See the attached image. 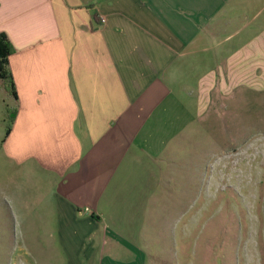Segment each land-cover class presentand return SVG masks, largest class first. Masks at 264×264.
Listing matches in <instances>:
<instances>
[{
    "label": "crops",
    "instance_id": "obj_1",
    "mask_svg": "<svg viewBox=\"0 0 264 264\" xmlns=\"http://www.w3.org/2000/svg\"><path fill=\"white\" fill-rule=\"evenodd\" d=\"M0 32L18 95L4 86L0 192L23 251L160 264L147 245L172 156L216 94L264 81V0H0Z\"/></svg>",
    "mask_w": 264,
    "mask_h": 264
},
{
    "label": "rangeland",
    "instance_id": "obj_2",
    "mask_svg": "<svg viewBox=\"0 0 264 264\" xmlns=\"http://www.w3.org/2000/svg\"><path fill=\"white\" fill-rule=\"evenodd\" d=\"M257 80L216 94L217 108L191 128L184 154L172 156L173 181L153 206L157 239L147 245L160 264H264V81ZM4 86L0 141L4 103H12ZM21 223L0 192V264H35L23 251Z\"/></svg>",
    "mask_w": 264,
    "mask_h": 264
},
{
    "label": "trees",
    "instance_id": "obj_3",
    "mask_svg": "<svg viewBox=\"0 0 264 264\" xmlns=\"http://www.w3.org/2000/svg\"><path fill=\"white\" fill-rule=\"evenodd\" d=\"M14 52V46L5 32H0V78L3 80L5 88L15 99L18 98L13 76L9 68V57ZM6 116V135L11 131L13 124V111L7 109Z\"/></svg>",
    "mask_w": 264,
    "mask_h": 264
},
{
    "label": "built area",
    "instance_id": "obj_4",
    "mask_svg": "<svg viewBox=\"0 0 264 264\" xmlns=\"http://www.w3.org/2000/svg\"><path fill=\"white\" fill-rule=\"evenodd\" d=\"M103 21H105V19H103Z\"/></svg>",
    "mask_w": 264,
    "mask_h": 264
}]
</instances>
